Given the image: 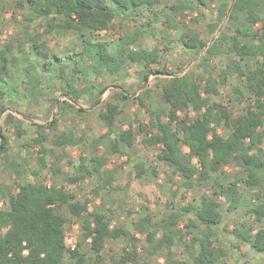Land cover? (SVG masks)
Listing matches in <instances>:
<instances>
[{
    "label": "trees",
    "instance_id": "1",
    "mask_svg": "<svg viewBox=\"0 0 264 264\" xmlns=\"http://www.w3.org/2000/svg\"><path fill=\"white\" fill-rule=\"evenodd\" d=\"M107 1L115 9L110 8ZM158 1L18 0L17 3L22 9H25L27 3L37 18L45 20L48 33H73L78 36L82 47L79 52L63 57L54 53V65L59 62L56 70L58 79L61 80L57 92L78 103L85 99L94 104L108 86L98 87L93 81L102 78L105 69L111 76H115L127 60H135L132 53L126 58V48L131 45L130 42L121 40L116 46L118 52H112L110 43L100 39L99 34L107 32L121 13H138L141 8L155 6ZM178 1L179 7L172 8L176 12L194 11L192 1ZM198 2L206 5L204 0ZM229 5L223 4L220 7L218 24L213 27L212 32L223 22ZM257 25L260 27L257 28ZM172 28L179 29L175 24ZM229 30L232 34H227ZM37 37L39 39V35ZM182 42L195 56L201 54L207 46L191 30L184 33ZM19 46L18 51L22 52L21 44ZM34 46L38 54H42L46 43L37 42ZM15 48L14 44L9 43L0 47V115L7 110L5 102L18 97V91L10 90L7 82L11 67L18 61ZM221 55L225 56L227 63L221 70L218 83L212 74L207 78L196 77L192 72L177 76L167 74L170 78L162 86V98L168 109H148V123L139 126L143 145L148 148L163 146L158 159L170 169L173 176L181 178L182 186L187 190L206 184L214 177L219 181L220 177L226 176L225 167L233 160L241 164L244 173L234 175L228 182L224 176L223 184L216 183L220 188L219 192L216 190L211 195L201 194L198 199L180 209L173 207V213L159 226L152 224L149 217L133 224L136 232L146 235L149 256L166 252L164 263L160 264H188L174 251L176 239H184V232L177 226L187 216L194 217L203 226L199 229L192 218L185 226L189 229L187 235L190 236V243L187 248L194 264H219V250L216 247L218 239L214 232V228L219 229L222 223L218 199L225 197L232 209H237L242 199L241 184L246 187L260 186L261 192L255 199L258 202L251 212L262 225L256 228L240 222L231 233L241 243L250 245L258 253H264V0L235 1L226 28L205 51L203 59L209 61ZM158 58L157 51L136 57L144 61L146 67L156 63ZM78 59L85 62L84 68L79 66ZM71 62L75 66L67 73ZM246 65H251V69L247 70ZM91 73L95 76L92 80ZM67 75L70 77L66 78ZM149 76L150 72L145 73L143 81ZM233 77L238 78L239 83L233 84V96H230V100L233 101V97H236L239 101L248 102V107L236 116L232 109L212 99L220 95L218 85H226L229 78ZM32 80L29 77L26 83L32 85ZM80 80L84 82L83 88L76 86ZM36 82L39 83L38 79ZM118 95L121 100H131L124 90L118 92ZM56 100L54 98L53 102ZM132 100L142 103L139 96ZM68 110H75L79 114L86 112L64 100L59 115ZM192 112L195 116L191 115ZM121 113L120 105L112 102H107L100 111L99 118L107 129L105 136L115 132L117 118ZM58 124L59 117L49 124L39 126L37 136L31 139L29 146L38 149L34 176H40L47 169L53 176L62 171L56 166L58 162L54 163L53 160L52 164L48 163L47 158L51 154L48 145L65 150L78 146L82 141L74 132H62L59 135L55 133V137H50L46 130L56 132ZM135 135L136 130L130 126L128 130L119 133L118 141L132 147ZM7 151L8 143L5 140L0 146V159ZM112 151L119 153L116 146ZM60 160V157L57 158V161ZM108 163L109 159L103 156L94 155L89 159L81 157L77 174L69 178L68 182L77 184L95 176L101 180ZM137 168L138 176L141 177L144 173L143 166ZM7 199L8 208L0 209V264H104L103 253L107 242L121 237H128L130 243L119 258L108 264H141L139 240L121 228H112L113 219L107 211L100 208L91 210L89 200L81 201L64 186H47L39 181H26L10 189ZM63 211L81 219V236L85 242L89 241L88 252L84 251L82 243L77 242L74 248L67 245L68 222ZM195 247H198V253L192 251Z\"/></svg>",
    "mask_w": 264,
    "mask_h": 264
},
{
    "label": "rangeland",
    "instance_id": "2",
    "mask_svg": "<svg viewBox=\"0 0 264 264\" xmlns=\"http://www.w3.org/2000/svg\"><path fill=\"white\" fill-rule=\"evenodd\" d=\"M190 1L195 6L194 11L176 12L172 8L179 7L178 0H159L155 6L141 8L139 14L125 12L117 16L110 29L100 33L99 37L110 43L112 52H118L116 46L121 40L130 42L131 45L126 48V58L132 53L131 56L135 60H127L117 75L111 76L105 69L103 77L93 81L98 87L102 85L108 88L94 104L85 99L76 102L77 107L86 110L85 113L79 114L75 110H68L59 115L60 107L67 97L57 92L61 80L58 79L56 70L59 62L54 65V53L63 57L79 52L82 47L78 36L73 33L67 35L48 33L45 20L37 18L27 3L25 9H22L18 6V0H0V47L5 43L14 44L15 55L18 56V61L11 67V73L7 78L8 88L18 91V97L10 102L6 101L7 110L0 115L1 134L8 143V151L0 159V209L8 208V191L26 181H39L47 186H64L74 192L81 201L89 200L91 210L100 208L107 211L113 219L112 228H121L139 240L141 264L164 263L166 252L161 251L158 255L149 256L146 250L149 247L146 235L136 232L133 224L144 217H149L152 224L161 225L162 221L173 213V207L180 209L198 199L201 194L211 195L216 190L219 192L220 188L216 183L223 184L222 178L225 176L220 177L219 181L214 177L195 189H185L181 178L173 176L170 169L158 159L163 146L149 148L144 146L143 135L139 132L140 124H147L149 121L148 109H168L162 98V86L170 78L167 74L177 76L192 72L196 77L204 78L212 74L218 83L221 70L227 63L223 55L209 61L203 59L207 49L195 56L183 45L182 36L191 30L207 45L212 39L216 40L226 28L229 19L218 35L217 31L227 14L218 29L212 32L213 27L218 24L220 7L223 4H230V8L233 0H204L206 5H201L198 0ZM106 3L115 9L111 2ZM174 24L179 29L172 28ZM256 27L259 28L260 25ZM227 34L232 32L229 30ZM37 42L46 43L42 54H38L34 46ZM18 44H21L22 52L18 51ZM154 51L159 55L158 61L148 67L144 61L136 59L137 55ZM46 54L49 56H45ZM78 63L82 68L85 67V62L78 59ZM70 65L67 73L75 66L74 62ZM246 69H251V65H246ZM161 71L163 73H157ZM149 72L150 76L143 81L144 74ZM29 77L33 79L32 85L26 83ZM94 78L91 73L90 80ZM238 83V78H229L226 85H218L220 95L212 97L214 102L232 109L235 116L248 107V102L244 100L239 101L236 97H233V101L230 100V96H233V84ZM76 86L83 88L84 82L80 80ZM123 90L129 94L131 100L120 99L118 92ZM137 96L141 98L142 103L132 100ZM54 98L57 99L55 103ZM58 100L60 103L57 106ZM107 102L119 104L122 109L117 118L115 132L110 136H105L107 129L99 118V113ZM191 115L195 116V113L192 112ZM58 117V130L56 132L46 130V133L50 137H55V133L59 135L62 132H74L82 141L78 146L65 150L48 145L47 147L51 149V154L47 158L48 163L52 164L53 160L54 163L58 162L56 166L62 171L53 176L47 169L40 176H34L38 149L30 147L31 139L37 136L39 126L49 124ZM130 126L136 130L132 147L118 141L119 133L128 130ZM114 146L118 148L119 153L112 151ZM185 151L188 152V149L185 148ZM94 155L109 159L103 171V179L95 176L77 184L68 182L69 178L77 174L80 158L89 159ZM59 157L61 160L57 161ZM262 157L264 159V154ZM138 166H143L144 169L141 177L138 176ZM225 173L226 182L233 179L234 175L244 174L243 167L237 160H233L225 167ZM240 192L242 199L238 208L234 210L225 197L218 199L222 223L219 229L214 228V232L218 239L216 247L219 250V264H264V253H258L250 245L241 243L231 233L240 222L256 228L262 225L251 212L258 202L255 199L261 192L260 186L246 187L241 184ZM63 213L68 222L67 245L74 248L77 242L82 243L84 251L88 252L89 241L85 242L81 236V219L70 216L67 211ZM191 218L199 229L203 228L194 217L182 218L177 228L184 232V239H176L174 246L177 256L188 264H194L187 248V244L190 243V236L187 235L189 229L185 227ZM158 236L160 237V234ZM129 243L128 237L108 241L103 253L104 264L119 258ZM192 251L198 253V247Z\"/></svg>",
    "mask_w": 264,
    "mask_h": 264
},
{
    "label": "water",
    "instance_id": "3",
    "mask_svg": "<svg viewBox=\"0 0 264 264\" xmlns=\"http://www.w3.org/2000/svg\"><path fill=\"white\" fill-rule=\"evenodd\" d=\"M235 1H236V0H233V1H232L231 6H230V8H229V10H228V13H227L226 19L224 20L223 24H222V25L220 26V28L218 29V31H217V35L222 31V29H223V27H224V24H225L226 20L229 18L230 13H231V11H232V9H233V6H234V4H235ZM214 40H215V38L212 39V41L210 42V44H208V45L205 47V49L203 50V52H204L206 49H208V47L214 42ZM203 52H202V53H203ZM67 100H68L69 102H72V103H74L75 105H77V103H76L75 101H73L72 98H67ZM59 103H60V100L57 101L56 105L58 106ZM0 137H1V144H2V143L4 142V139H3L2 134H1V128H0Z\"/></svg>",
    "mask_w": 264,
    "mask_h": 264
},
{
    "label": "crops",
    "instance_id": "4",
    "mask_svg": "<svg viewBox=\"0 0 264 264\" xmlns=\"http://www.w3.org/2000/svg\"><path fill=\"white\" fill-rule=\"evenodd\" d=\"M17 48H18V49L20 48L19 44L17 45Z\"/></svg>",
    "mask_w": 264,
    "mask_h": 264
}]
</instances>
